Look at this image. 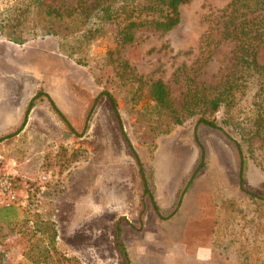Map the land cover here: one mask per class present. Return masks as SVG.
<instances>
[{
    "label": "rangeland",
    "instance_id": "1",
    "mask_svg": "<svg viewBox=\"0 0 264 264\" xmlns=\"http://www.w3.org/2000/svg\"><path fill=\"white\" fill-rule=\"evenodd\" d=\"M90 1L40 0L54 10L47 16L34 0H0V176L9 178L16 194L13 214L6 219L0 213V264H35L46 244L45 235L36 233L40 221L53 224L55 249L81 264H122L116 223L128 264H264L260 151H252L254 161L241 144V189L230 141L240 140L221 123V108L212 117L230 139L196 125L195 116L170 124L141 84L162 81L176 106L191 84L217 82L229 67L232 44H216L214 18L230 0H187L172 30H140L123 46L113 28L92 17H58L65 6ZM24 6L28 22L20 28L30 39L10 42L3 26ZM257 63L264 66V44ZM255 90L251 78L237 94L232 115L238 122L247 123L257 105ZM101 92L113 98L118 119ZM195 137L205 156L193 174ZM251 144L257 145L255 139Z\"/></svg>",
    "mask_w": 264,
    "mask_h": 264
},
{
    "label": "trees",
    "instance_id": "2",
    "mask_svg": "<svg viewBox=\"0 0 264 264\" xmlns=\"http://www.w3.org/2000/svg\"><path fill=\"white\" fill-rule=\"evenodd\" d=\"M34 2L37 7L46 9L47 16L54 12L47 2L41 3L40 0H34ZM77 3L79 2L77 1ZM185 3H187V0H91L81 8H78V5L74 7L65 6L59 12L58 17L64 21L85 20L92 17L93 21L100 26L106 25L113 28L116 44L123 46L131 44L134 41L135 32L140 30L159 34L172 30L180 20L179 7ZM263 10L264 0H230L224 8L218 11L214 18L218 32L216 44L231 43L232 52L227 63L229 67L224 68L223 73L214 84L207 86H204L202 82L191 84L190 88L183 92L177 105L174 106L167 87L162 81L147 80L141 82L142 85H146L147 97L159 112L165 113L170 124L180 125L185 119L195 116L196 125L200 124L211 131H218L230 139V136L217 125L212 117L221 108L223 116L221 123L228 126L240 140V142L233 139L230 141L238 159V178L241 189H243L242 171L245 159L241 144L246 147V152L254 161L252 151L255 149L260 151V158L264 161V66L257 63V52L264 44ZM6 21L8 23L3 26V33L8 41L24 43L30 39L27 37V33H23L20 28L21 25L28 22L27 6L20 8L16 15L8 16ZM94 33L95 31L92 35ZM200 61L201 65L205 63L202 57ZM124 66L127 67L125 64ZM251 78L256 82L255 100H257V105L253 108L250 117L243 120L247 123L238 122L232 115L235 106L234 100L237 94L242 95L246 84ZM136 81L140 82L141 80L138 78ZM100 95L104 96L114 117L118 119L113 98L107 92H101ZM36 96L38 97V94ZM36 96H33L26 105L19 128L24 123ZM46 98L50 109L66 123L52 100L48 96ZM121 135L139 166L142 191L147 195L154 211L157 212V207L149 191L148 182L142 172V166L126 136L123 133ZM253 139L257 142L256 146L251 144ZM195 141L198 142L196 137ZM198 147V164L193 174L200 169L205 156L204 146L200 142H198ZM246 193L250 194L249 191ZM12 210L11 206L3 207L0 209V213H3L8 219V214H13ZM114 226L117 251L121 256L122 264H128V258L121 242L119 224L116 223ZM35 227L36 233L45 235L46 239V244L36 256L35 264H81L75 257L65 256L55 249V232L51 222L40 221L38 224L35 223ZM35 229L30 231L32 236H36Z\"/></svg>",
    "mask_w": 264,
    "mask_h": 264
},
{
    "label": "built area",
    "instance_id": "3",
    "mask_svg": "<svg viewBox=\"0 0 264 264\" xmlns=\"http://www.w3.org/2000/svg\"><path fill=\"white\" fill-rule=\"evenodd\" d=\"M16 201V194L8 177L0 176V207H9Z\"/></svg>",
    "mask_w": 264,
    "mask_h": 264
}]
</instances>
